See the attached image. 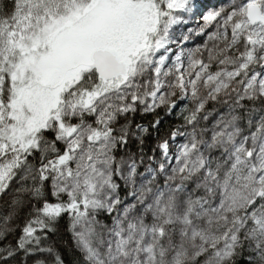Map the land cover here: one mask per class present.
Here are the masks:
<instances>
[{
  "label": "snow or ice",
  "instance_id": "snow-or-ice-1",
  "mask_svg": "<svg viewBox=\"0 0 264 264\" xmlns=\"http://www.w3.org/2000/svg\"><path fill=\"white\" fill-rule=\"evenodd\" d=\"M0 264H264V0H0Z\"/></svg>",
  "mask_w": 264,
  "mask_h": 264
},
{
  "label": "rangeland",
  "instance_id": "rangeland-1",
  "mask_svg": "<svg viewBox=\"0 0 264 264\" xmlns=\"http://www.w3.org/2000/svg\"><path fill=\"white\" fill-rule=\"evenodd\" d=\"M207 1H210L211 2V5H209V3L207 4ZM202 3L211 7L213 4H216L217 3V0H202ZM192 46H195V42H193V45Z\"/></svg>",
  "mask_w": 264,
  "mask_h": 264
},
{
  "label": "trees",
  "instance_id": "trees-1",
  "mask_svg": "<svg viewBox=\"0 0 264 264\" xmlns=\"http://www.w3.org/2000/svg\"><path fill=\"white\" fill-rule=\"evenodd\" d=\"M209 3V5H211L210 1H207V4Z\"/></svg>",
  "mask_w": 264,
  "mask_h": 264
}]
</instances>
